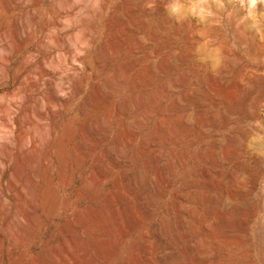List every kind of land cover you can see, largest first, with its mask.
<instances>
[{"label": "rangeland", "instance_id": "obj_1", "mask_svg": "<svg viewBox=\"0 0 264 264\" xmlns=\"http://www.w3.org/2000/svg\"><path fill=\"white\" fill-rule=\"evenodd\" d=\"M41 1L33 40L10 59L5 79L1 78L3 62L13 49L6 37L13 39L14 23L0 19V169L6 171L4 191H9L8 202L0 204L4 236L0 264H30L46 248L51 250L50 258L59 257L57 264H90L82 250L83 240L93 250L94 264H168L170 257L175 264H222L225 260L264 264V0H57L61 19L57 33L46 29L44 22L54 0ZM6 27L10 29L7 36L3 35L8 32ZM50 32L55 34L54 40ZM80 34L89 37L86 48L79 51L83 61L75 60V73L71 68L67 71L71 72L68 77L74 76L66 80L67 90L56 91L63 80L61 68L56 66L66 57L59 47L61 38L66 47L76 50L83 37ZM37 45L42 46L37 51L40 54L35 52ZM48 55L59 61L57 65L52 61L56 66L47 60ZM106 55L115 59L113 64ZM116 71L124 79L120 96L128 102L136 97L134 102L140 105L136 111L132 109L135 103L127 102L124 121L139 116L144 105L151 106L150 91L155 97L150 118H142L141 125H136L138 135L124 133L127 146L124 159L119 160L110 150L117 128L108 122L111 135L103 133L96 149L81 150L79 146L84 123L100 116L103 102L95 85L109 80ZM54 94L66 102L54 104ZM85 101H91L89 108ZM168 116L177 132L170 127ZM162 124L167 134L147 141L146 135L155 134ZM168 134L171 140H167ZM183 147L186 155L181 169L176 152ZM103 151L109 160L116 159L118 168L107 174L99 171V178L80 196L90 174L102 166L96 155ZM65 155L70 160L66 181L61 166ZM36 167L42 186L40 192L30 194L25 181ZM141 167L150 170L154 186H161L155 177L158 169L168 175L171 186L164 199L154 202L153 209L147 208L139 225L127 215L126 207L147 205L148 189L133 181ZM120 177L133 189L124 200L114 193ZM12 178L19 183L15 187ZM45 194L49 196L44 198ZM44 200L55 202L51 215L43 207ZM33 205L42 214L38 227L27 231ZM15 207L22 210L23 222H12ZM167 223L174 230L162 233L160 225ZM66 224L83 234L77 243ZM121 226L128 232L112 248L105 239H118ZM19 230L25 231L21 238ZM204 239L205 248L201 245ZM144 243L151 247L150 262L142 256Z\"/></svg>", "mask_w": 264, "mask_h": 264}, {"label": "bare ground", "instance_id": "obj_2", "mask_svg": "<svg viewBox=\"0 0 264 264\" xmlns=\"http://www.w3.org/2000/svg\"><path fill=\"white\" fill-rule=\"evenodd\" d=\"M54 5H53V7L51 6V10H50V15L48 14V19H45V21L44 22H46L45 23V26H46V29H49L52 33L54 32V33H57L56 31H57V28H58V26H59V24H61L60 23V21H61V19H59L58 18V15H59V6H58V4H59V2L57 1V0H54V3H53ZM41 6H42V1L41 0H0V19L3 21V22H6V24H9L10 22H12V23H14V28H12L13 26V24L11 25L12 27V34L9 32V25H8V27L9 28H7L8 29V32H7V34H3V35H9V33H10V35H13V39L11 40V37L10 36H8V37H6V38H8V40H9V42L10 41H12L11 42V44H12V46H13V49H12V47H11V50L8 48V51L9 52H7L9 55H7V57L9 56V59L8 60H5L4 62H3V75H2V77L1 78H3V77H8L9 76V70H10V59L11 58H13L14 56H16V55H19L20 53H22V51H23V48H25L27 45H28V43H31L30 41L31 40H33V39H31V37H32V29H33V27H35V25H36V23H37V21H38V13H39V10H40V8H41ZM42 8H43V6H42ZM68 18L70 19V20H72V16H68ZM0 20V21H1ZM60 20V21H59ZM9 22V23H8ZM44 22H43V24L42 25H44ZM71 23V22H70ZM2 23H0V25H1ZM43 26H41L40 28H41V30L44 28H42ZM41 30L39 29V31L41 32ZM6 31L7 30H5V33H6ZM51 32H50V34H51ZM84 33V32H83ZM47 34V33H46ZM50 34L48 35V36H50ZM52 35L55 37V34H51V40H54L53 39V37H52ZM57 35V34H56ZM81 35V34H80ZM83 35V37H80V38H82L81 40H79V44L78 45H76V46H78V47H76L77 49H78V51H76V50H73V49H71V48H69V47H66L65 46V44L63 43V38H61V42L62 43H60L61 45H59L58 43L60 42L59 40H60V38H58V37H56V38H58V45H59V47H60V49L61 50H63L64 51V53H65V56L63 55V57H65V61H63L64 63L62 64V62L60 63L59 61H57V62H59V64H62V66L60 65L59 66V64L57 65V62H55L54 61V56L52 57V56H50V55H48L46 58H47V60H49V61H54V63L57 65H54V63H53V65L54 66H56L57 67V70H60L59 68H61V71H60V74H59V76H60V79H61V76H62V78H63V80L60 82L59 81V83L57 84V87L55 88L54 86V88H55V90L57 89L59 92H60V90L62 91V90H65L66 89V85H68L67 83V79L68 80H70V78L71 79H73L74 78V76L73 77H68V75H70L69 73H71V72H68L67 73V71L71 68L72 69V71L74 70V73L77 71V67L73 64L74 62H75V60H82V57H80V50H84L86 47H85V45L87 44V42H88V38L89 37H87L85 34H82ZM81 35V36H82ZM40 36V35H39ZM59 36V35H58ZM60 37V36H59ZM4 38V37H3ZM74 38V37H73ZM77 38V37H76ZM5 39V38H4ZM31 39V40H30ZM43 39V38H42ZM50 39V38H49ZM70 39V38H69ZM7 40V39H6ZM5 40V41H6ZM30 40V41H29ZM50 40V41H51ZM63 40V41H62ZM76 40V39H75ZM71 41V40H70ZM7 43L8 44V46L10 47V43ZM65 42V41H64ZM40 44H42L41 43V41L39 42ZM44 44H46L47 43V41L45 40L44 42H43ZM49 43V42H48ZM56 44V45H57ZM62 44H64V45H62ZM46 45H48V44H46ZM7 46V47H8ZM45 46V45H44ZM51 47V46H50ZM118 47V46H117ZM116 47V48H117ZM41 48H42V46L41 45H37L36 46V48H34V49H36V53H38L37 51H41ZM44 48V47H43ZM46 48V47H45ZM47 48H48V46H47ZM121 48V47H120ZM110 50H112V49H110ZM116 50V49H115ZM118 50V49H117ZM116 50V51H117ZM33 51V50H32ZM44 51H46V50H44ZM80 51V52H79ZM115 51V52H116ZM112 52V51H111ZM30 53V52H29ZM28 53V55H30ZM82 53V52H81ZM35 53L33 52V55H34ZM38 54H40V53H38ZM104 54V53H103ZM102 54V55H103ZM31 55H32V52H31ZM31 55L30 56H28V58L30 57L31 58ZM111 55V54H110ZM113 55H115V54H113ZM112 55V56H113ZM118 55V54H117ZM105 56V55H104ZM107 56V55H106ZM33 57V56H32ZM115 57V56H114ZM26 58H27V56H26ZM102 58V57H101ZM6 59V58H5ZM34 59V58H33ZM59 59V58H58ZM64 59V58H63ZM107 60H108V62H109V64L110 63H112L113 64V61L115 60L113 57H111V56H107V58H106ZM24 60H26V59H24ZM29 60V59H28ZM31 60V59H30ZM46 61V60H45ZM62 61V60H61ZM83 61V60H82ZM81 61V62H82ZM51 62H49V64L51 63ZM28 63H29V61H28ZM23 64V63H22ZM27 64V63H26ZM46 64H48V63H46ZM48 64V65H49ZM43 65H45V64H43ZM52 65V66H53ZM64 65V66H63ZM111 65V64H110ZM130 65V64H129ZM40 66H42V65H40ZM47 66V65H46ZM47 67H49V66H47ZM46 67V68H47ZM22 68V67H21ZM36 68V67H35ZM38 68V67H37ZM43 68V67H42ZM51 68V67H50ZM124 68L125 67H123V69L122 70H124ZM19 69V68H18ZM33 69V68H32ZM54 69L56 70V68L54 67ZM41 70V69H40ZM43 71L45 70V69H42ZM42 70H41V74H45V73H42ZM47 70V69H46ZM76 70V71H75ZM121 70V71H122ZM17 71V70H16ZM19 71H21V69L19 70ZM36 72H37V70H35ZM48 71V70H47ZM50 71V70H49ZM48 71V72H49ZM45 72V71H44ZM40 73V72H39ZM122 73V72H121ZM125 72H123L122 74H124ZM49 74H51V73H49ZM58 74V73H57ZM77 74V73H76ZM74 75V74H73ZM40 76H42V75H40ZM58 76V75H57ZM58 76V77H59ZM28 77V76H27ZM46 77H48V76H46ZM56 77V76H55ZM58 77H57V79H58ZM0 78V79H1ZM38 78V77H37ZM45 78V77H44ZM51 78V77H50ZM3 79H5V78H3ZM2 79V80H3ZM47 80H51V79H49V77L48 78H46ZM59 79V80H60ZM22 80V79H21ZM26 80V79H25ZM54 80V79H53ZM53 80L51 81V82H49L50 84H52L53 85ZM110 80V81H109ZM109 80H105V82L104 83H102V84H99V83H97V85H95V92L98 94V96H99V98H101V100H102V102H103V104L101 105V107H100V116L98 117V118H96V121L94 120V121H92V120H88V121H86L85 123H84V125H83V128H82V132H81V143H79V146H80V149L82 150V149H87V148H90V149H96V147L99 145V144H101L102 143V141H101V137H102V134L103 133H105L104 135H106V133H107V127H108V123L109 124H112V126H115L116 128H117V135H116V138H115V141H114V143L112 144V146H110V150L112 151V153H113V155L115 156V157H118V158H116L117 160H119V159H121V158H123L124 159V157H123V154H124V151H125V149H126V143L127 142H125L124 141V133H126V134H128L129 136H131V137H136L137 135H138V132H137V128H136V125L137 124H140L141 125V123H142V121H141V119L143 118H146L147 119V117H149V115L152 113V111H151V109H153V104L155 103V97H154V94H153V92L152 91H150V94H149V100H151V102H152V104H151V106L150 107H148V108H146L145 107V105L143 106V107H145V108H143V107H141V111H139L140 112V115L139 116H133V117H131L130 118V120H129V122H128V120L126 119V121H124V115L126 114V109H129V108H127L128 106H127V102H128V100H124V98H122L121 96H120V90H121V88H122V86H124L123 85V78H122V76H121V74H120V72L119 71H116V72H114L113 74H112V76H111V78H109ZM34 81V80H33ZM57 82H58V80H57ZM21 83V82H20ZM23 83V82H22ZM25 83V82H24ZM47 83V82H46ZM56 84L54 83V85L56 86ZM27 85V84H26ZM38 85V84H37ZM51 85V86H52ZM44 86H46V84L44 85ZM50 86V87H51ZM80 86V85H79ZM82 86V85H81ZM31 87V86H30ZM106 87H110L111 89H112V91L111 92H109V91H107L108 89L106 88ZM81 88V87H80ZM29 89V88H28ZM82 89V88H81ZM107 89V90H106ZM123 89V88H122ZM56 90V91H57ZM67 90V89H66ZM69 90V89H68ZM71 90V89H70ZM69 90V91H70ZM82 91V90H81ZM29 92V91H28ZM57 93V92H56ZM94 93V92H93ZM28 94V93H27ZM59 94V93H58ZM54 95H56V94H54ZM54 95H53V98H52V101H54V104H56V105H58V106H62L63 105V103H65L66 101V99L65 98H63V97H60V96H55L54 97ZM92 95V94H91ZM50 96V95H49ZM62 96H63V93H62ZM94 95H92V97H93ZM97 96V97H98ZM96 97V96H95ZM95 97H93V98H95ZM124 97V96H123ZM32 98V97H31ZM39 98V97H38ZM93 98H91L92 100H93ZM135 98L136 97H134V99H130V101H131V103H135L134 105H136L135 107H136V109H135V107H131V105L132 104H130V108H132L133 110H136L137 111V109L140 107V105H139V107H138V104H136L137 102H134V100H135ZM90 99V100H91ZM97 99V98H96ZM88 100V99H87ZM91 100V101H92ZM95 100V99H94ZM137 101H138V99H136ZM43 101V100H42ZM89 101V100H88ZM91 101L90 102H87V101H85V107L87 106H91L90 104H91ZM95 101H97V100H95ZM94 101V102H95ZM100 101V100H99ZM130 101L128 102V103H130ZM46 102V101H45ZM94 102H92V103H94ZM53 103V102H52ZM96 103H98V101L96 102ZM100 103V102H99ZM35 104H37V103H35ZM44 104V103H43ZM50 104V103H49ZM54 104H52V105H54ZM98 106V105H97ZM86 107V108H87ZM138 107V108H137ZM152 107V108H151ZM85 108V109H86ZM89 108V107H88ZM91 108V107H90ZM143 108V109H142ZM82 110V109H81ZM55 111V110H54ZM83 111V110H82ZM128 111V110H127ZM132 110L130 109V112H131ZM136 111H134V112H136ZM57 112V111H56ZM59 112V111H58ZM86 112V111H85ZM95 113V112H94ZM138 113V112H137ZM58 114V113H57ZM60 114V113H59ZM131 114H132V112H131ZM112 115H113V117H112ZM56 116H58V115H56ZM59 117V116H58ZM95 118V117H94ZM93 118V119H94ZM150 118V117H149ZM145 119V120H146ZM167 120H168V122H170V127L173 129V130H175V132H177V128H176V126L173 124L174 123V121L172 120V117L171 116H168L167 117ZM57 121V120H56ZM141 121V122H140ZM105 122H108L107 124H105ZM57 125V124H56ZM164 124H162V125H159L158 127H157V130H156V132H155V134H148V135H146V137H145V139L147 140V141H154V137H158V136H161V135H164V134H167L166 133V131H165V129H164V126H163ZM107 126V127H106ZM110 126V125H109ZM112 126H110V128H112ZM56 128V127H55ZM109 130H111V129H109ZM167 130H169V129H167ZM115 131V130H114ZM109 132V131H108ZM111 132V131H110ZM169 133H170V131H169ZM80 134V133H79ZM111 135V133H107V135ZM114 134V133H113ZM127 135V136H128ZM171 135V134H170ZM169 134L167 135V140H171V136H170ZM157 137H156V139L155 140H157ZM126 138H129V137H126ZM138 138V137H137ZM160 138V137H159ZM158 138V139H159ZM62 139V138H61ZM131 140V139H130ZM62 141V140H61ZM145 141V140H144ZM64 142V141H63ZM40 143V142H39ZM130 142H129V140H128V144H129ZM42 144V143H41ZM148 143H146V147H145V150H147L146 148L148 147V145H147ZM143 145H145V143L143 144ZM37 146H39L38 145V143L37 142H35V144H34V151L36 150H38V148H37ZM42 146V145H41ZM62 146V145H61ZM47 147V146H46ZM151 147V145L149 146V148ZM41 148V147H40ZM43 148H44V146H43ZM65 148H66V146H65ZM45 149H47V148H45ZM44 150V149H43ZM48 150V149H47ZM109 150V151H110ZM144 150V149H143ZM33 151V152H34ZM40 151V150H39ZM62 151H64L63 149L61 150V152ZM88 151H91V150H87V152ZM107 151H108V149L106 150V153H107ZM109 151H108V153H109ZM164 151V150H163ZM44 152V151H43ZM48 152V151H47ZM85 152V151H84ZM102 152V151H101ZM65 153V152H64ZM63 153V154H64ZM111 153V152H110ZM161 153V152H160ZM177 158H178V160H177V165H178V167L179 168H183L184 167V156L186 155L185 153H186V148H181V149H179L177 152ZM62 154V155H63ZM99 155V156H98ZM98 155H96L97 157H99L98 158V160H99V165L100 164H102V166L100 167H98L95 171H93L92 172V174H90V176L88 177V179L86 180V183L84 184V186L82 187V188H80V190H79V195L81 196V195H83L86 191H87V189L92 185V183L94 182V181H96L98 178H99V176H100V174L98 173L99 171L101 172V173H103V174H107V173H109L111 170H113V168L114 167H116V168H118V166H119V163L117 164V162H116V159H113V160H109V154H107L108 155V157H107V155L104 153V151H103V153H99ZM159 155V154H158ZM40 156V155H39ZM66 156V155H65ZM111 156V155H110ZM68 156H66L65 158H62L63 159V162H62V178H63V180L64 181H66V180H68V172L70 171L69 169V164H70V160H68L69 159V157L67 158ZM79 157V156H78ZM165 157H166V155H165ZM40 158V157H39ZM46 158V157H45ZM29 159V158H28ZM79 159V158H78ZM111 159V158H110ZM157 159V158H156ZM155 159V160H156ZM24 160V159H23ZM49 161V160H48ZM153 161H154V159H153ZM45 162H47V161H45ZM69 162V163H68ZM118 162H120V161H118ZM21 163V162H20ZM98 163V162H97ZM154 163V162H153ZM156 163H158V162H156ZM155 163V164H156ZM31 164V163H30ZM104 164V165H103ZM126 165V164H125ZM5 166V165H4ZM23 166V165H22ZM19 167V166H18ZM19 168H21V167H19ZM34 168H35V166H34ZM33 169V168H32ZM41 169V168H40ZM16 170V169H15ZM16 173V172H15ZM39 170H37V167H36V169H33V173L32 174H30L27 178H26V181H25V186L26 187H24L25 189H27L26 191H27V193L29 192H31V193H34V192H40V190L39 189H41V184L39 183V179H38V177H39ZM115 173V172H114ZM124 173V172H123ZM5 174H6V171L4 170V168L2 167V169H0V204L2 205H4V204H6L8 201V192L9 191H7V193H6V191H4V186H5V183L7 182V179L5 178ZM19 174V173H18ZM22 174V173H21ZM21 174H19V175H21ZM156 174H157V176H155V177H158L159 178V182L161 183V186L160 187H157L156 185L154 186V184H151V182H150V178H151V173H150V170L148 169V168H139V171L133 176V181H134V183L136 184V185H138V186H145L147 189H148V193H147V205H146V207H144L143 205H139V206H137V208H135L134 206H132V205H128L127 207H126V213H127V215H129L132 219H133V221L136 223V224H141L142 223V216H143V214L144 213H146V210H148L147 208H152V206H153V204H154V202H156V201H158V200H162V199H164V197H165V191L166 190H168L169 188H170V186H171V181H170V179H169V177H168V175L166 174V173H164L161 169H158L157 170V172H156ZM14 175V174H13ZM102 175V174H101ZM125 175V174H124ZM154 176V175H153ZM122 177H124V176H122ZM122 177H120L118 180H117V182L115 183V186H114V193L115 194H117L118 195V197L119 198H121L122 200H124V199H126V197L128 198V193H130L131 191H133V189H131L130 188V186L127 184V182H125L124 183V181H126V180H124L125 178H123L122 179ZM14 178H16V177H14ZM13 179V178H12ZM9 180H11V177H10V179ZM16 180V179H15ZM14 179H13V181L11 182V183H9V184H11L12 186L14 185V187H15V185H18V184H16L14 181H15ZM152 180V179H151ZM18 181V180H17ZM153 181V180H152ZM15 184H14V183ZM11 187V186H10ZM12 189V188H11ZM24 189V190H25ZM113 189V188H112ZM23 190V189H22ZM24 190L23 191H20V192H23V194H24ZM53 190V189H52ZM58 191V190H57ZM57 191L55 190V188H54V191H53V193H54V195L56 196V194H57ZM17 192V191H16ZM16 192H15V194H16ZM19 192V193H20ZM36 192V193H37ZM49 192H51V190L49 191ZM135 192V191H134ZM18 193V192H17ZM30 193V194H31ZM22 194V193H21ZM40 194V193H39ZM49 194V193H48ZM52 193H50L49 195H51ZM136 194H137V192H136ZM26 195V194H25ZM48 195V196H49ZM53 195V196H54ZM27 196V195H26ZM42 196V195H41ZM46 194H45V197L44 198H46ZM47 196V197H48ZM58 196V195H57ZM136 196V195H135ZM25 197V196H24ZM57 198V197H56ZM17 199V198H16ZM54 199H55V197L53 198V201H54ZM52 201V200H51ZM50 200H44L43 201V207H45V210H47V212H49V214L51 215V213H52V211H53V209H54V206H55V202H51ZM130 201V200H129ZM137 201V200H136ZM17 202V201H16ZM146 202V201H145ZM141 203V202H140ZM10 204V203H9ZM139 204V203H138ZM144 204V203H143ZM136 205V204H135ZM6 206V205H5ZM3 207V206H2ZM16 209L13 211V214H12V217H11V219L13 220L12 222H14V223H20L21 221H22V216H23V212H22V210L21 209H19V207L17 208V207H15ZM21 208V207H20ZM7 209V208H6ZM153 209V208H152ZM4 210V209H3ZM42 214V210L41 209H39V207L38 206H36V205H33L32 207H31V211L29 212V214H28V220H27V223H28V228L26 229L27 231H28V229H31V231L33 230V229H35L36 228V226H37V224H38V218L40 217V215ZM48 214V213H47ZM49 216V215H48ZM48 219H49V217H48ZM79 219V218H78ZM80 222H82L81 220H79ZM117 221V220H116ZM23 222V221H22ZM40 222V221H39ZM80 222H79V224H80ZM80 225H82V224H80ZM73 226L74 225H72V224H66V230H67V232H69L70 233V236H71V238H72V240L73 241H75L76 243L79 241V239H81L82 237H83V234H81V233H76L75 231V226H74V228H73ZM38 227V226H37ZM122 227V226H121ZM73 228V229H72ZM159 230L162 232V233H170V232H172L174 229H173V226L171 225V223H167V224H164V225H160V228H159ZM212 231H213V229H212ZM25 231L23 230V231H21V230H19V232L17 233L18 235V237L19 238H21L22 237V234L24 233ZM127 232H128V229L126 228V227H122V232H120V235L118 236V239L116 238H114V237H109V239H105V240H107L108 242H110V245L112 246V248H114V247H116V244L118 243V240L119 241H121L122 239H123V237L127 234ZM212 233V232H211ZM32 235V234H31ZM3 234L0 232V242L2 243V240H3ZM177 238V237H176ZM213 239H214V237H212ZM207 239V238H206ZM216 239V238H215ZM219 240V239H218ZM221 240H223V239H221ZM106 241V242H107ZM203 241V240H202ZM224 241V240H223ZM107 242V243H108ZM229 241H227V243H228ZM209 243V242H208ZM231 242H229V244H230ZM102 244V243H101ZM88 244L83 240L82 241V250L84 251L85 250V253L88 255V259L91 261L90 262V264H94L92 261H94V258L95 257H93L94 255H93V250H91L90 251V249H89V246H87ZM105 246H106V244H104ZM118 245V244H117ZM202 247L203 248H205L206 246H207V240L205 241V239H204V241L202 242ZM101 246H103V245H101ZM100 246V247H101ZM104 247V246H103ZM151 247L149 246V243H144V248H143V254H142V256H144V258L147 260V262H150L149 261V249H150ZM58 249V248H57ZM208 249V248H207ZM227 249V248H226ZM101 250H103L102 248L100 249V251ZM229 250V249H228ZM51 251V250H50ZM50 251H49V249L48 248H46V249H43L42 251H41V253H39L40 254V256H39V258L38 259H36V260H32L31 261V263L30 264H57V263H59V257L56 255V256H54V257H51L50 258ZM228 252V251H227ZM99 253L100 252H98L97 254L99 255ZM105 253V252H104ZM97 255V258H99V256ZM104 255V254H103ZM103 255H101L102 257H103ZM225 255H226V253H225ZM229 255H230V253H229ZM235 255V254H234ZM101 256H100V258H101ZM141 256V255H140ZM143 258V259H144ZM133 259L134 260H137L138 259V257H136V255H134L133 256ZM132 259V260H133ZM144 259V260H145ZM151 259V258H150ZM231 259V258H230ZM16 261V260H15ZM142 261V260H141ZM226 261V263H224ZM225 261H223V263L224 264H230L229 262H227V260H225ZM230 261V260H229ZM244 261V260H243ZM247 261H250L249 260V258H248V260ZM251 262V261H250ZM17 263H18V261H17ZM222 263V264H223ZM247 263V262H246ZM168 264H175V259H174V257H170L169 259H168Z\"/></svg>", "mask_w": 264, "mask_h": 264}]
</instances>
